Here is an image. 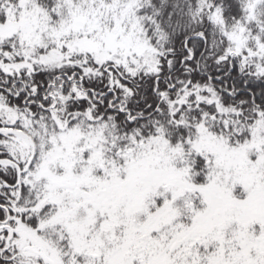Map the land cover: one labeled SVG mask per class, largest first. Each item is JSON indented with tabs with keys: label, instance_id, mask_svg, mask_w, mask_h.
Wrapping results in <instances>:
<instances>
[{
	"label": "snow or ice",
	"instance_id": "obj_1",
	"mask_svg": "<svg viewBox=\"0 0 264 264\" xmlns=\"http://www.w3.org/2000/svg\"><path fill=\"white\" fill-rule=\"evenodd\" d=\"M0 264H264V0H0Z\"/></svg>",
	"mask_w": 264,
	"mask_h": 264
}]
</instances>
